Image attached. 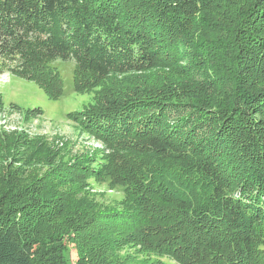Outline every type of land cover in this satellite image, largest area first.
Segmentation results:
<instances>
[{
  "label": "trees",
  "instance_id": "16d2710c",
  "mask_svg": "<svg viewBox=\"0 0 264 264\" xmlns=\"http://www.w3.org/2000/svg\"><path fill=\"white\" fill-rule=\"evenodd\" d=\"M209 8L210 0H0V73L59 98L54 63L73 62L74 89L84 79L103 89L104 103L84 116L87 131L127 136L175 166H153L126 209L91 214L84 203L78 264H112L105 255L118 242L177 264H264V0L201 52L188 17ZM211 50L219 65L209 77L229 78L222 97L204 99L202 86L195 99L139 107L106 85L111 75L171 69ZM22 179L0 169V264H33L32 247L44 241L36 227L54 214L40 212L41 194Z\"/></svg>",
  "mask_w": 264,
  "mask_h": 264
},
{
  "label": "rangeland",
  "instance_id": "374dc122",
  "mask_svg": "<svg viewBox=\"0 0 264 264\" xmlns=\"http://www.w3.org/2000/svg\"><path fill=\"white\" fill-rule=\"evenodd\" d=\"M254 1L210 0L209 9L189 14L188 34L205 52L207 45L231 37L236 17ZM181 47L182 52H188ZM202 54L200 60L191 54V61L185 59L184 63L176 58L171 69L111 75L106 85L134 95L139 107L195 99L190 92L202 86L204 99L216 98L219 93L222 97L230 86L229 78L209 77L219 64L213 50ZM54 67L63 82L59 98H51L34 82L0 73V169L7 177L18 172L23 178L20 186H30L41 194L40 212L54 211L52 218L36 227L42 234L38 238L44 241L38 240L32 247L38 252L33 264H78L79 248L84 247V233L77 234L84 224V203L91 214L128 208L139 194L136 188L147 183L153 166L163 162L127 136L111 138L87 131L84 116L104 103L102 87L84 79L79 90L74 89V63L59 61ZM163 164L166 170L175 168ZM161 186L165 189V184ZM117 232L119 237H112L120 240L119 228ZM105 257L112 264H177L170 257L135 245L119 247V242Z\"/></svg>",
  "mask_w": 264,
  "mask_h": 264
}]
</instances>
